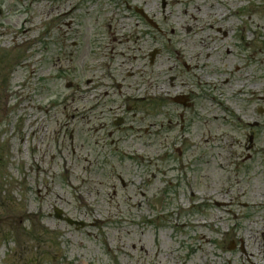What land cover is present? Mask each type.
Segmentation results:
<instances>
[{
	"label": "rangeland",
	"instance_id": "1",
	"mask_svg": "<svg viewBox=\"0 0 264 264\" xmlns=\"http://www.w3.org/2000/svg\"><path fill=\"white\" fill-rule=\"evenodd\" d=\"M75 1L0 0V264H264V0H231L232 6L229 0H174L180 4L168 27L180 42L175 49L200 67L205 93L198 89L200 99L192 97L206 111L188 145L172 141L179 129L168 133L158 111L166 132L159 127L151 154L153 161L158 156L156 179L146 198L142 169L133 162L122 171L127 188L107 173L103 187L85 181L84 159L73 167L78 158L70 155L66 125L73 92L66 85L78 80L84 87L87 77L57 78L56 27L61 22V30L68 29ZM121 15L124 26L136 22L128 12ZM164 44H153L162 50L159 73L170 58ZM126 47L124 62L139 55ZM157 90L163 114L178 110L168 105L167 84ZM211 139L221 141L218 148L210 150ZM228 140L240 166L223 172L216 159L228 157ZM247 156L252 160L243 164ZM70 181L91 213L80 217L90 227L79 232L55 217L61 209L79 218V191ZM155 194L165 195L161 211L147 200Z\"/></svg>",
	"mask_w": 264,
	"mask_h": 264
},
{
	"label": "flooded vegetation",
	"instance_id": "2",
	"mask_svg": "<svg viewBox=\"0 0 264 264\" xmlns=\"http://www.w3.org/2000/svg\"><path fill=\"white\" fill-rule=\"evenodd\" d=\"M175 4H180V1L161 0L158 5L157 0H76L69 7L72 19L67 24L68 29L62 31L61 22L57 24L56 31H60L57 39L60 51L56 55L57 78L66 80L68 77H87L84 87L80 82L76 83L78 80L66 85L73 92L70 105L74 110L66 125L71 127L67 132L70 155L78 158L73 167L79 168L80 161L84 159L89 176L85 181L88 180L91 185L103 187L100 178L103 179L107 173L119 181L123 188H127L129 183L123 178L122 171L130 167H126L127 163L133 162L142 169L139 178L145 180V191L141 195L145 198L149 196L147 193L152 187L151 180L156 179L154 171L158 162V156L153 161L151 154L156 151L159 132H162L159 127L166 132L165 123L159 125L158 111L160 115H165L168 133L172 134L179 129V134L172 140L174 142L181 138L184 140L182 145H188V141H192L193 130H202L206 109L201 105L200 109L197 108L193 97L200 99L196 91L200 89L204 95L205 88L196 71L200 67L192 65L187 61L185 53L174 47L180 42L174 43L175 31L169 29L168 23L169 16L174 14ZM124 12L136 19L133 26L121 23L120 17ZM159 41L170 47V58L161 73L158 72L157 59L162 50L153 46ZM125 46L128 51L132 50L139 55L130 56L124 62L122 51ZM207 59L210 57L207 56ZM126 64L127 68L124 67ZM195 80L197 82L194 83ZM159 83L169 86L166 100L169 101L168 105L178 110L164 114L159 110L162 104L157 96ZM215 120L223 126L217 117ZM228 130L234 131L235 128L230 126ZM211 140L215 147L212 146L210 150L218 148L221 141ZM253 141L254 137H250L248 150L253 148ZM228 143V157L216 159L217 168L223 172L233 166H240L234 160V141L228 140ZM182 149L181 146L176 152L182 154ZM62 155L63 152H60L59 156ZM145 157L149 159L148 165ZM112 159L116 163H112ZM251 160L252 157L247 156L241 161L245 164ZM65 164L67 166L66 161ZM71 172V169L66 168V173ZM232 172L230 169L228 175ZM68 178L73 179L72 176ZM70 186L75 188V192L79 191L76 195L81 204L74 209L75 217L80 219L74 220L84 223V227L74 226L79 232L81 228L90 227L80 217L86 218L91 213L81 189L74 187L72 181ZM147 200H151V207L157 209L156 194L154 199Z\"/></svg>",
	"mask_w": 264,
	"mask_h": 264
},
{
	"label": "water",
	"instance_id": "3",
	"mask_svg": "<svg viewBox=\"0 0 264 264\" xmlns=\"http://www.w3.org/2000/svg\"><path fill=\"white\" fill-rule=\"evenodd\" d=\"M2 12L0 11V14H1ZM159 203L161 202V200H159L158 201ZM55 217L57 218V219H62L63 220V217L61 216V211L60 210H56L55 211ZM65 221L68 223V224H70V225H74V224H76L74 221H72L71 219H65Z\"/></svg>",
	"mask_w": 264,
	"mask_h": 264
},
{
	"label": "bare ground",
	"instance_id": "4",
	"mask_svg": "<svg viewBox=\"0 0 264 264\" xmlns=\"http://www.w3.org/2000/svg\"><path fill=\"white\" fill-rule=\"evenodd\" d=\"M222 3H226V1H223ZM227 4H228V6H232V5H231V0H229ZM243 7H244V6H243V5H241V7H239V8H243ZM220 16H221L222 18H224V17H225V15H224V14H220ZM230 19H231V17H230Z\"/></svg>",
	"mask_w": 264,
	"mask_h": 264
}]
</instances>
